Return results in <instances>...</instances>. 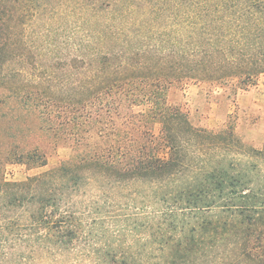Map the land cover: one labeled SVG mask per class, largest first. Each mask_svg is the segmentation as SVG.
Returning a JSON list of instances; mask_svg holds the SVG:
<instances>
[{
	"label": "trees",
	"instance_id": "obj_1",
	"mask_svg": "<svg viewBox=\"0 0 264 264\" xmlns=\"http://www.w3.org/2000/svg\"><path fill=\"white\" fill-rule=\"evenodd\" d=\"M262 75L264 0H0V264H264V146L167 99Z\"/></svg>",
	"mask_w": 264,
	"mask_h": 264
},
{
	"label": "rangeland",
	"instance_id": "obj_2",
	"mask_svg": "<svg viewBox=\"0 0 264 264\" xmlns=\"http://www.w3.org/2000/svg\"><path fill=\"white\" fill-rule=\"evenodd\" d=\"M247 93H255L256 99L253 104L244 106L239 101V97ZM167 99L169 104L179 106L186 112L190 123L195 127L218 131L233 124L236 135L247 146L254 148L264 146V75L257 79L255 86L245 90H238L235 82L221 86L205 82L189 83L185 86L172 88ZM215 103L220 105V114L222 111H230L231 114H228L223 120L216 121ZM194 108H197L199 113L192 115ZM211 118L214 119V122H210ZM155 131L157 132V129ZM45 150L47 165L44 168L29 170L21 165H7L3 172L6 180L10 182L24 181L28 177L58 166L71 155L70 148L66 146L57 148L47 146Z\"/></svg>",
	"mask_w": 264,
	"mask_h": 264
},
{
	"label": "crops",
	"instance_id": "obj_3",
	"mask_svg": "<svg viewBox=\"0 0 264 264\" xmlns=\"http://www.w3.org/2000/svg\"><path fill=\"white\" fill-rule=\"evenodd\" d=\"M239 101L241 102V104L242 105H244V106H249V105H251V104H253L254 102H255V93H247V94H243L241 97H239ZM196 104V101L194 102V105ZM220 105L218 104V103H215V110H214V116H215V120L216 121H220V120H223V119H225L226 117H227V115L229 114H231V112L230 111H225V112H221V114H220V107H219ZM197 113H199V110L197 109V108H194L193 109V114L192 115H194V114H197ZM210 122H214V119L213 118H211L210 119Z\"/></svg>",
	"mask_w": 264,
	"mask_h": 264
}]
</instances>
